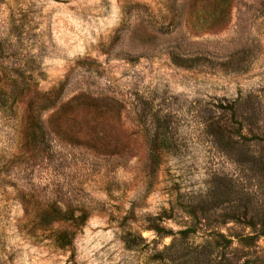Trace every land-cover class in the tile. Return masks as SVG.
Wrapping results in <instances>:
<instances>
[{
    "label": "rangeland",
    "instance_id": "rangeland-1",
    "mask_svg": "<svg viewBox=\"0 0 264 264\" xmlns=\"http://www.w3.org/2000/svg\"><path fill=\"white\" fill-rule=\"evenodd\" d=\"M0 264H264V0H0Z\"/></svg>",
    "mask_w": 264,
    "mask_h": 264
},
{
    "label": "trees",
    "instance_id": "trees-1",
    "mask_svg": "<svg viewBox=\"0 0 264 264\" xmlns=\"http://www.w3.org/2000/svg\"><path fill=\"white\" fill-rule=\"evenodd\" d=\"M55 242L58 246H67L71 243V238L64 233H57L55 235Z\"/></svg>",
    "mask_w": 264,
    "mask_h": 264
}]
</instances>
